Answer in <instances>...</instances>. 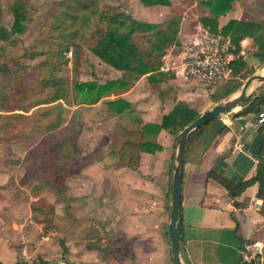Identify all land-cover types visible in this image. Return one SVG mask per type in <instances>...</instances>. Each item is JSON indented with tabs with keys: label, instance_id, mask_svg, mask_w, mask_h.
I'll list each match as a JSON object with an SVG mask.
<instances>
[{
	"label": "crops",
	"instance_id": "1",
	"mask_svg": "<svg viewBox=\"0 0 264 264\" xmlns=\"http://www.w3.org/2000/svg\"><path fill=\"white\" fill-rule=\"evenodd\" d=\"M162 1L165 3L148 6L141 0H108L109 8L125 19L131 18L157 27L153 32L142 31L133 36L135 41L138 37H146L151 45L157 43L156 49L145 48L152 51V56L163 39L156 35V31L169 23L177 26L174 41L166 46V51L162 50L161 55L166 60L176 54L175 50L183 37L188 36L190 24L204 26L203 19L213 17L211 8L206 6L205 9L202 5L213 0H194L191 6L193 11H204L195 21H191L194 16L192 11L186 12L179 21L173 19L174 4L183 0ZM238 24L258 25L261 30H254L252 34L264 36V0H233L231 9L219 16L215 32H223L233 40ZM230 26L231 29H228ZM239 36L243 37L239 52L241 62L236 70L232 69L231 74L243 76L244 85L251 75L247 63L253 59L258 63L264 62V51L253 37L243 31ZM84 51L88 58L85 66L90 63V57ZM99 62L117 75L107 81L122 77L123 72L101 59ZM162 64H159L156 72L141 77L133 86L125 89L118 87V91L115 88L116 92L113 90L109 96H104L98 106H102L106 100L114 102L123 99L131 104L132 111L143 124L161 125L164 117L180 103L200 116L203 112L195 110L198 103L213 107L228 98L215 101L214 96L219 91L217 88L206 90L198 87L201 85L198 82L178 81L161 70ZM95 74L98 78L95 80L104 84L103 75ZM240 89L232 95H236ZM255 94L263 95L264 89L257 90ZM244 108L245 104H242L233 113L219 118L228 128L227 131L218 133L211 127H205L200 136L192 139L187 146L177 224L181 264H246L242 255L247 245L259 247L252 264H264V216L261 214L264 202L258 198V185L249 187L233 200L224 187L208 178L209 172L216 171L237 184L257 176L259 153L264 143V125L258 124L257 112L236 117ZM109 113L113 122L117 120L118 115L112 110ZM239 118L246 121L243 127L236 122ZM157 143L161 148L152 153L143 152L137 169L120 162L113 148L117 144L109 146L108 156L80 165L75 174L77 180L82 182L77 186V194H90L93 190L94 197L84 195L77 201H93L94 208L65 221L61 243L42 234L45 222H37L33 217L32 203L38 202L39 198L28 195V210L24 216L16 209L17 206L11 208L5 204L10 199L8 194L0 193L1 203L5 204H0V264H16L19 259L31 264L38 257L49 263L174 264L168 226L176 159L175 135L162 130L157 136ZM77 148L79 154L78 141ZM69 167L62 176L66 175ZM71 200L67 197L64 201L69 203ZM62 243L67 249L66 255Z\"/></svg>",
	"mask_w": 264,
	"mask_h": 264
},
{
	"label": "rangeland",
	"instance_id": "2",
	"mask_svg": "<svg viewBox=\"0 0 264 264\" xmlns=\"http://www.w3.org/2000/svg\"><path fill=\"white\" fill-rule=\"evenodd\" d=\"M61 1L0 0V193L8 194L10 199L5 204L11 208L17 206L16 209L22 212L24 216L28 210V195L39 198L38 202H33L32 205L40 209L38 217L45 222L42 234H47L51 239L60 243L64 237L65 221L71 217H77L84 210H93L94 208L93 201H77V198L85 197L84 195L94 197L93 190L90 194H77V186L82 184L75 177L77 170L80 165L108 156L109 146L117 144L123 137L124 133L119 130V125L126 121L110 108L109 103L112 100H106L102 106H98L103 99L101 98L95 104L80 107L79 109L82 108L83 110L78 119L77 141L79 143V154L74 158L66 175L55 177L52 150L58 141L57 135L41 136L34 132V124L28 116L24 115H30L35 109L28 113L16 110L27 88L43 78L53 76L69 81L94 82L97 81L95 79H98L96 72L102 74L104 82L107 83L109 81L106 79H113L117 76L107 66L99 62L101 58L94 52V48L102 37L98 30L105 32L108 28L106 23L102 26L92 25L88 31V41L84 42V47L90 57V63L85 64L80 76L75 77L73 75L71 64L61 63L62 59L58 54V51L61 50L60 40L55 41L53 39V37H59L63 33L62 30L58 29V18L62 13L59 5ZM100 3L103 11L108 14V18H111L113 14H117L115 10L109 8L108 0H100ZM193 4L194 0H183L175 3L172 8L173 19L179 21L186 12L192 11L194 16H192L191 21H195L204 11H193V8H191ZM202 5L205 9L207 8L205 4ZM15 8H19L23 15L21 22L24 30L21 34H15L12 31L15 23ZM188 29L189 33L187 35L190 36L195 30V24H190ZM188 36L185 35L182 42ZM136 43L140 44L143 51L146 50L145 48H155V45H157V43L154 46L151 45L150 42L146 41V37L144 39L138 37ZM65 44L66 42L63 45ZM163 48L160 46L157 47V51L154 50L153 57L155 58L153 61L155 63H163L164 57H159L162 50H165ZM35 52L40 54L36 59H32L31 55ZM62 55L65 59H72L69 51ZM255 60L253 59L249 61L250 63H247L250 67L248 72L251 75L260 74L264 66V62L258 63ZM242 77L239 74L237 76L230 74L227 83L237 82L242 84ZM255 85H261L260 88L264 89V84ZM68 86H71V84ZM198 87L210 90L202 85H198ZM117 89L118 87L115 90ZM219 89L220 87L216 90ZM107 96H109V93ZM30 97L34 98L35 95ZM231 97L233 95L228 98ZM24 101L27 102L28 98ZM41 107H38V109ZM210 108L212 107L204 103H198L195 106L196 111L199 110L203 113ZM74 110V107L66 108V122ZM110 110L118 115L117 120L114 122L112 114L109 113ZM31 190L33 191L32 194ZM67 197L73 199V201L66 203L64 200ZM17 200L18 202H15ZM1 201L0 204H4ZM34 263L32 262V264Z\"/></svg>",
	"mask_w": 264,
	"mask_h": 264
},
{
	"label": "trees",
	"instance_id": "3",
	"mask_svg": "<svg viewBox=\"0 0 264 264\" xmlns=\"http://www.w3.org/2000/svg\"><path fill=\"white\" fill-rule=\"evenodd\" d=\"M141 1L148 6L165 3L162 0ZM232 1L213 0L204 2L203 4L210 7L213 14L212 18L207 17L203 19L204 26L211 27L213 31H216L219 16L231 9ZM59 5L62 13L58 18V29L62 30L63 33L59 37H53V39L55 41L60 40L59 46L61 50L58 51V54L61 56V63L71 64L73 75L78 77L84 68V62L88 61L84 51V42L88 41L89 29L92 25L102 26L106 22L107 30L105 32L100 29L98 30V33L102 34V37L94 48V52L104 62L123 72V75L116 81H109L104 84H100L97 81H69L51 76V78H43L27 88L16 110L28 113L35 109L30 115H24L28 116L34 124V132L41 136L49 133L57 135L58 141L52 150L55 177L62 176L78 155V119L83 109L78 108L71 113L69 120L66 122V107L73 108L95 104L108 93H111L116 87L125 89L133 86L141 77L152 74L159 69V63L153 61L155 57L152 56V51L141 50L133 38L136 33H141L142 31L153 32L157 27L134 21L131 18L122 19L123 15L121 14H113L111 18H108V14L101 7L100 0H62ZM14 17L15 23L12 31L15 34H21L24 27L21 22L23 15L19 8L14 9ZM173 25L172 23L166 24L165 27L162 26L161 29L156 31V35L163 38L161 41L163 49L166 46H170L177 35L178 28L176 25ZM228 29H231V26ZM254 30H261V27L255 24H238L236 26L233 44L237 54L240 52V43L243 37H240L239 34L242 31L244 34L253 37L257 45L264 51V36H254L252 34ZM64 42H66L65 45H63ZM68 51L71 52V60L65 59L62 55ZM39 54L35 52L31 55V58L36 59ZM159 57H162V55ZM240 62L241 57L232 65V68L236 70ZM227 82L228 80L220 86L217 95L214 96L215 101L229 97L243 86V84H238L237 82ZM69 84L71 86H68ZM31 95H35V97L32 98L30 97ZM27 98L28 101H24ZM244 104V110L238 113L236 117L252 112L259 114L264 108V94H254ZM109 106L118 115L123 116V120H126L124 121L125 123L119 125V130L124 135L119 144L113 148L117 151L120 162L133 169L138 168L143 152L152 153L161 148L157 143V136L162 130H167L175 135L177 141L180 132L199 117V115L195 114L194 110L180 103L173 112L164 117L161 125L143 124L142 120L132 111V106L127 101L118 99L110 102ZM38 107L41 108L38 109ZM206 127H211L218 133L228 130L220 119L210 122ZM204 128L198 129L191 134L187 146L192 139L200 136ZM208 178L217 181L219 185L224 187L233 200L241 196L249 187L257 184L259 188L258 198L264 202V143L259 153L258 174L256 177L236 184L224 174L211 171L208 174ZM234 203L238 206L236 201ZM32 210L34 219L37 222H44L38 217L40 209L33 205ZM261 214L264 216V204ZM61 245L64 249V255H66L67 249L64 243ZM96 247L100 248L98 245ZM63 259L67 260L65 257ZM34 262V264H49V262L44 261L40 257L35 259ZM16 264L26 263L22 259H19Z\"/></svg>",
	"mask_w": 264,
	"mask_h": 264
},
{
	"label": "built area",
	"instance_id": "4",
	"mask_svg": "<svg viewBox=\"0 0 264 264\" xmlns=\"http://www.w3.org/2000/svg\"><path fill=\"white\" fill-rule=\"evenodd\" d=\"M71 55V52H70ZM240 58L233 40L223 32L198 25L176 50V54L164 60L161 70L174 79L189 83L198 82L206 88H218L230 77L232 65ZM233 113V112H231ZM258 124L264 125V108L258 115ZM253 245H247L243 261L251 264L255 259ZM32 264V263H31Z\"/></svg>",
	"mask_w": 264,
	"mask_h": 264
},
{
	"label": "water",
	"instance_id": "5",
	"mask_svg": "<svg viewBox=\"0 0 264 264\" xmlns=\"http://www.w3.org/2000/svg\"><path fill=\"white\" fill-rule=\"evenodd\" d=\"M264 69L262 67L261 71ZM264 84V75L253 74L244 83L240 91L233 95L231 98H227L225 101L216 103L212 108L208 109L206 112L201 114L192 124L185 127L182 132L178 135L176 141V159L174 166V177H173V189H172V205L170 212V223L168 226V233L172 248V257L174 264H181L180 261V235L177 228L179 213L181 208L182 199V185L184 169L186 164V150L187 142L192 133L196 130L204 128L210 122L221 118L224 115L231 113L233 110L237 109L240 105L246 103L257 90L261 89V85ZM242 127L245 125L246 121L244 119H237ZM260 207L261 205L258 204ZM256 254L259 252V247H254ZM255 259L252 261V263ZM49 264H84L72 261H64L62 263L54 262Z\"/></svg>",
	"mask_w": 264,
	"mask_h": 264
},
{
	"label": "bare ground",
	"instance_id": "6",
	"mask_svg": "<svg viewBox=\"0 0 264 264\" xmlns=\"http://www.w3.org/2000/svg\"><path fill=\"white\" fill-rule=\"evenodd\" d=\"M262 75H264V73H262Z\"/></svg>",
	"mask_w": 264,
	"mask_h": 264
}]
</instances>
